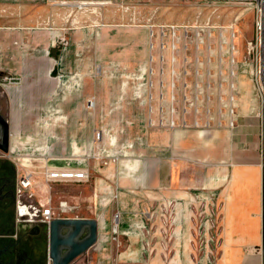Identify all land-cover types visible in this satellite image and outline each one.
Returning <instances> with one entry per match:
<instances>
[{"label": "rangeland", "instance_id": "1", "mask_svg": "<svg viewBox=\"0 0 264 264\" xmlns=\"http://www.w3.org/2000/svg\"><path fill=\"white\" fill-rule=\"evenodd\" d=\"M6 15L18 16L20 21L35 29L32 31H38L33 35L36 39L33 42L38 44L43 35L40 32L48 31L47 29L65 27L71 31L81 27L87 31L81 46L75 45L74 41L71 43L73 45H69L71 41L67 35L66 39L57 41L51 51H41L37 50L39 47H34L30 52L39 58L41 54L58 58L63 47H69L67 57H73L76 65H55L51 70L52 76L66 79L72 90H80L86 77H101L105 91L118 86L120 92L125 94L121 95L118 109L103 115L101 132L106 139L99 151L107 163L120 157L131 158L135 156L131 148L140 153L145 147V115L140 113L142 107H136L130 99V93L143 92L149 81H153L155 92L158 91L160 82L165 81L168 84L165 90L169 93L175 70L179 84L194 85L195 70L198 68L197 54L201 55L204 62L199 67L201 73H204L203 84H206L208 70H215L213 63L208 61L206 46L205 50L198 53L193 41L180 40L182 42H178L174 50L171 46L174 43L171 31L163 36L162 29L171 25L189 26L194 30L213 27L229 33L233 27L236 30L234 43L238 48V61L242 65V71L238 77L240 116L237 126L230 129L239 136L240 149L243 147L244 150H251V146L257 148L261 165L263 164L264 108L252 76L253 55L250 52V41L255 33V8L251 0L0 1V16ZM217 36L218 32L215 31L212 40L215 45ZM72 38L79 41L80 36L77 33ZM164 45L166 48H163ZM212 59L215 61L214 55ZM9 77H15L18 81L22 78L17 73L0 70V81L8 83ZM211 79L217 83L219 75ZM190 88L189 86L188 90ZM216 93L213 90V97ZM54 117L63 118L60 115ZM186 118L189 123H193L195 115L189 113ZM183 128L199 129L192 125ZM46 140L45 142H51L49 138ZM92 181L91 172V178L86 182L54 183L52 194L55 204L64 199L74 204L76 208L67 214L71 217L86 213L93 205V197L97 192ZM104 193L96 195V199L100 200L106 195ZM110 193L115 195L113 189ZM129 196L132 201L137 198L138 206H160L159 198L156 197L144 200L142 196ZM167 205L171 206V203ZM197 206L200 207L192 227V243L161 241V235L182 234L186 228L181 223L170 221L167 225L164 222L162 226L157 211L154 213L156 220L144 227L147 235L145 241L130 242L126 238H113V235L119 234L114 227L107 244L101 242L99 248L91 247L70 264H263L261 218L260 223L250 220L247 226L240 227L226 221L225 214L220 212L213 199H210L208 206L200 202ZM257 215L260 216V213L257 212ZM175 228L178 232H173ZM137 230L140 231L138 228ZM186 233L188 234L187 231Z\"/></svg>", "mask_w": 264, "mask_h": 264}, {"label": "crops", "instance_id": "2", "mask_svg": "<svg viewBox=\"0 0 264 264\" xmlns=\"http://www.w3.org/2000/svg\"><path fill=\"white\" fill-rule=\"evenodd\" d=\"M32 30L35 29L18 16H0V70L22 76L18 82L0 81V111L7 117L11 131L7 157L16 162L20 156L24 164L90 167L97 192L90 210L80 217L99 220V240L93 247L99 248L101 242L107 244L114 227L119 234L113 238L145 241L144 227L156 220L157 211L162 226L170 221L186 228L182 234L175 228L173 232L178 233L161 235V241L192 243V227L200 207L197 203L208 206L210 199L217 202L229 224L245 227L250 220L257 223L262 220L263 226L264 172L257 148L240 149L239 136L226 127L148 126L144 91L129 94L145 115L143 151L139 153L129 144L128 149L135 152L131 158L120 157L108 161L109 164L107 160L96 158L106 139L101 132L103 115L118 109L121 95L125 94L118 86L105 91L101 77H86L80 90H72L66 79L52 76L55 65H76L73 57H67L69 47H63L58 58L46 54L39 58L30 52L34 47L51 51L56 42L66 39L67 35L69 45L74 41L81 46L86 30L81 27L71 31L65 27L47 29L40 32L43 35L39 44L33 42L36 40L33 35L38 31ZM77 33L79 41L72 38ZM57 115L63 116L62 120L54 117ZM48 138L50 143L45 142ZM111 189L115 191L113 196ZM99 193L106 195L99 200L96 199ZM129 195L142 196L144 200L159 198L160 206H138L137 198L132 201Z\"/></svg>", "mask_w": 264, "mask_h": 264}, {"label": "built area", "instance_id": "3", "mask_svg": "<svg viewBox=\"0 0 264 264\" xmlns=\"http://www.w3.org/2000/svg\"><path fill=\"white\" fill-rule=\"evenodd\" d=\"M251 1L255 8V33L250 41V52L253 55L251 61L252 76L264 108V0ZM169 30L171 31L170 36L174 40L171 45L174 50H176L178 42H182L180 40L193 41L198 53L205 50L206 46L209 53L208 61L213 63L215 70L214 72L211 69L208 70L206 84H203L202 76L204 73H201L199 67L204 62L201 55L197 54L198 68L195 70L194 85L186 83L183 86V84H179L177 76H175L176 70L170 82L171 90L169 93L165 90L168 86L165 81L160 82L156 92L153 90V81L146 82L148 86L146 85V89H144V95L148 103L147 125L169 129L191 125L199 129L236 127L240 116V83L238 77L242 71V65L238 61V48L234 43L236 30L232 27L227 33L223 29L216 30L213 27L206 30L199 28L194 30L189 26L171 25L167 29H162V35L167 36ZM215 31L218 32L216 45L212 42ZM163 48L166 46L164 45ZM213 55L215 61L212 59ZM215 75H219L217 83L211 79ZM8 82H18V80L15 77H9ZM189 86L191 87L190 90H188ZM213 90L217 91L215 97H213ZM93 103L90 100V104L93 105ZM189 113L195 115L193 123L187 121L186 116ZM0 154L6 155L1 150ZM19 157L15 162L19 169L17 182L18 219L31 225L45 223L49 226L53 218L68 216L67 214L72 212L76 206L66 199L60 200L56 205L52 186L59 182L89 181L91 178L90 167L88 165L52 166L47 163L34 164L33 162L24 164ZM95 157L105 159L100 151L95 154ZM262 167L264 172V161ZM262 195V219L264 222V175ZM49 264H51L50 259Z\"/></svg>", "mask_w": 264, "mask_h": 264}, {"label": "flooded vegetation", "instance_id": "4", "mask_svg": "<svg viewBox=\"0 0 264 264\" xmlns=\"http://www.w3.org/2000/svg\"><path fill=\"white\" fill-rule=\"evenodd\" d=\"M18 175L15 162L0 154V264H49L48 226L18 219Z\"/></svg>", "mask_w": 264, "mask_h": 264}, {"label": "water", "instance_id": "5", "mask_svg": "<svg viewBox=\"0 0 264 264\" xmlns=\"http://www.w3.org/2000/svg\"><path fill=\"white\" fill-rule=\"evenodd\" d=\"M11 149L10 123L0 111V150L6 155ZM48 255L52 264H70L97 244L99 220L94 217H55L48 226ZM264 264V222L262 230Z\"/></svg>", "mask_w": 264, "mask_h": 264}, {"label": "bare ground", "instance_id": "6", "mask_svg": "<svg viewBox=\"0 0 264 264\" xmlns=\"http://www.w3.org/2000/svg\"><path fill=\"white\" fill-rule=\"evenodd\" d=\"M239 107H240V101H239Z\"/></svg>", "mask_w": 264, "mask_h": 264}]
</instances>
